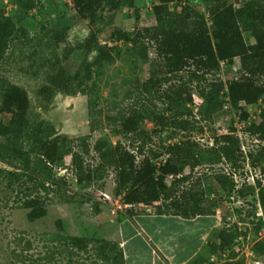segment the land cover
Instances as JSON below:
<instances>
[{
    "label": "rangeland",
    "instance_id": "374dc122",
    "mask_svg": "<svg viewBox=\"0 0 264 264\" xmlns=\"http://www.w3.org/2000/svg\"><path fill=\"white\" fill-rule=\"evenodd\" d=\"M35 2L36 6L24 13L19 0H0V17H10L18 27L25 28V33L19 31L10 41L6 55L0 61V91L12 84L27 90L31 101L28 118L32 125L50 124L58 135L69 138L91 135L92 148L99 139H106L112 145L118 142L130 145L129 137L119 133L118 118L133 103L130 98L133 84L147 77L149 62L140 59L132 50V36L122 39L108 37L113 29L137 30L152 26V0H135V6L123 5L117 10L103 6L98 11L94 29L99 42L116 46L119 56L112 62L96 65L90 80L82 81L78 77L72 81L69 90H56L49 101L38 96V90L47 83V74L64 67L68 75H77L83 59L88 57L90 60L95 53L86 52L82 46L90 35V23L76 15L72 0ZM185 3L190 1L176 0L171 5L176 7ZM246 38L250 42L248 34ZM154 56L151 51V57ZM222 66L224 69V63ZM223 69L220 75L226 79ZM200 103L198 96L193 102L177 101L170 113H185L184 117L191 119L198 129L190 134L191 137L203 146L212 145L211 137L224 133L238 135L244 154L256 153L264 145V141L257 138L258 134L248 131L252 122H260L258 115L264 109L262 103L249 105L243 111L227 104L215 115L212 123L200 121ZM157 104L160 109H167V104L160 101ZM91 105H94L93 129L89 115ZM10 117L7 112L0 113L3 123H7ZM140 127L151 131L155 123L145 119ZM185 135L171 128L162 130L153 138L152 147L159 150L164 144L182 140ZM4 139L0 136V142ZM18 144L29 149L30 140L22 137ZM92 155L97 159L94 151ZM31 156L36 159L35 154ZM96 159L91 162L97 163ZM4 170L22 171L17 161H0V264H105L97 246L114 239L116 233L113 229L119 224L127 233L136 229L145 233L143 230L150 229L151 234L143 236L155 242H166V250L168 246L179 250L178 247L187 241L198 242L206 225V248L197 264H264V209L259 190L250 188L257 179L264 183V158L257 164L245 157L237 166L223 161L215 166L197 167L191 172L187 169L191 178L185 187L192 185L197 190H206L204 204L206 207L212 205V212L207 215L188 219L157 215L152 205L129 208L134 213L139 211L132 216L126 211L128 209L113 213L112 206L122 202L121 197L120 203H116L113 169L101 181H80L71 165L70 155L65 158L64 166H57L54 170L64 176L65 183L32 194L43 201L36 208L22 205L26 198L22 186ZM218 173L233 174L234 192L213 190L215 184L211 177ZM104 194L114 198L113 205L105 200ZM225 227L233 230L235 242L231 248L218 251L215 247L219 244V232ZM136 233L137 239L143 238ZM71 236L87 238V249L72 246L69 243Z\"/></svg>",
    "mask_w": 264,
    "mask_h": 264
},
{
    "label": "trees",
    "instance_id": "16d2710c",
    "mask_svg": "<svg viewBox=\"0 0 264 264\" xmlns=\"http://www.w3.org/2000/svg\"><path fill=\"white\" fill-rule=\"evenodd\" d=\"M175 1L152 0V26L137 30L113 29L108 37L132 36V50L140 59L149 62L147 77L133 84L130 92L133 103L118 118L119 133L129 137L130 145L122 142L112 145L106 139H99L92 148L91 135L69 138L58 135L50 124L32 125L28 118L31 101L27 90L12 84L0 91V113L11 115L7 123L0 121V136L5 138L0 142V161L19 163L22 171H4L22 186L26 196L22 201L24 207L41 206V198L32 197V194L65 183L64 176L54 170L64 166L65 158L70 155L71 165L80 181H101L113 169L115 196L122 197L124 203L133 207L152 205L158 215L194 218L212 212V205L206 207L204 204L206 190H197L192 185L185 187L191 178L187 169L191 172L197 167L215 166L223 161L237 166L245 157L257 164L264 158V145L256 153L244 154L240 138L233 133L211 137L212 145L203 146L190 135L198 130L193 121L184 117L183 112L170 113L177 101L193 102L196 96L201 100L198 107L200 121L208 123L214 122L215 115L227 104L238 111L249 105H264V0H189L188 4L174 7L171 4ZM72 2L76 15L90 23V35L82 46L86 52L95 54L90 60L88 57L83 59L77 75H68L64 67L48 73L47 83L38 90V96L44 100L49 101L56 90L67 91L78 77L82 81L90 80L93 68L101 62L117 59L116 46L99 42L94 29L98 11L103 6L110 10L123 5L135 6V0ZM19 4L24 13L36 6L35 0H19ZM19 31L25 33V28L18 27L10 17H0V61ZM151 51L154 57H151ZM222 69L226 79L220 75ZM158 101L167 104V109H160ZM93 114L94 105H91L92 129ZM258 116L260 122H252L248 131L258 134L257 138L264 141V109ZM145 119L153 120L155 128L151 131L141 129L140 124ZM169 128L186 135L178 142L153 149V138ZM199 131L204 132L203 128ZM22 137L30 140L29 149L18 144ZM31 154H35V160ZM161 157L165 158L159 161ZM94 158L95 164L91 162ZM211 178L215 184L213 190L231 194L236 189L233 174L218 173ZM250 188L259 190L264 209V183L257 179ZM238 192L243 194L242 190ZM128 212L134 215L133 209ZM69 240L80 250L88 247L87 238L71 236ZM234 242L233 230L225 227L219 232V244L215 249L231 248ZM106 245L114 250L110 241L105 240L97 246L101 254L107 250ZM122 258V253L116 252L113 260L117 262Z\"/></svg>",
    "mask_w": 264,
    "mask_h": 264
},
{
    "label": "crops",
    "instance_id": "0c3cea01",
    "mask_svg": "<svg viewBox=\"0 0 264 264\" xmlns=\"http://www.w3.org/2000/svg\"><path fill=\"white\" fill-rule=\"evenodd\" d=\"M137 212L139 211H136V213ZM162 216L171 215L165 214ZM198 217L201 216H196L194 218ZM113 230L116 233V237L108 241H110V246L113 247L114 250H110V247L106 245L107 250L103 251V253L100 255L101 261L105 262V264H197V262H199L202 258L201 255L206 248V225L199 234L200 236L198 242L193 240L187 241V243L178 247L179 250L172 249L170 246H168L169 249L166 250V242H155L150 240V238H145L143 236L145 233L151 234V231L148 228L143 230L145 233L138 229L135 230L137 231V236H142V239H137V237H135L134 230L127 233L125 227L123 228V226L120 224ZM116 252L122 253L123 258L117 262H114L113 257ZM102 256H106V258H103Z\"/></svg>",
    "mask_w": 264,
    "mask_h": 264
},
{
    "label": "built area",
    "instance_id": "2783aa9c",
    "mask_svg": "<svg viewBox=\"0 0 264 264\" xmlns=\"http://www.w3.org/2000/svg\"><path fill=\"white\" fill-rule=\"evenodd\" d=\"M104 198H105V200H107L110 204L113 205L112 202H113V199H114V198H113L112 196H110V195H108V194H104ZM119 198H121V197H120V196L116 197V203H117V202L120 203ZM121 200H122V198H121ZM112 207H113L112 212L115 213V212H117V211H124V210H126V209L132 208L133 205H131V204H127V203H124L123 200H122V202H121L119 205L117 204L116 207L113 205Z\"/></svg>",
    "mask_w": 264,
    "mask_h": 264
}]
</instances>
